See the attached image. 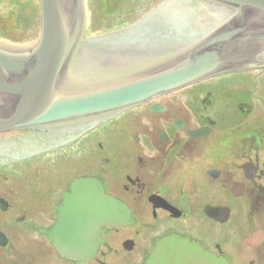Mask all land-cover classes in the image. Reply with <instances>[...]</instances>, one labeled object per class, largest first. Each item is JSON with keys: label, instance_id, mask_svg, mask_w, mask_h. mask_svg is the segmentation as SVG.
<instances>
[{"label": "flooded vegetation", "instance_id": "af4514ba", "mask_svg": "<svg viewBox=\"0 0 264 264\" xmlns=\"http://www.w3.org/2000/svg\"><path fill=\"white\" fill-rule=\"evenodd\" d=\"M35 2L0 0V31L17 33L0 42H36ZM78 179L122 205L85 261L62 256L53 231ZM168 237L264 264L263 64L110 116L0 133V264H145Z\"/></svg>", "mask_w": 264, "mask_h": 264}, {"label": "water", "instance_id": "95a60500", "mask_svg": "<svg viewBox=\"0 0 264 264\" xmlns=\"http://www.w3.org/2000/svg\"><path fill=\"white\" fill-rule=\"evenodd\" d=\"M85 24L84 0H39L36 42H0V133L110 116L231 70L264 66V0H165L128 27L90 37ZM71 190L53 231L62 256L85 261L101 226L118 225L122 205L83 179ZM145 264L229 263L168 237Z\"/></svg>", "mask_w": 264, "mask_h": 264}, {"label": "rangeland", "instance_id": "374dc122", "mask_svg": "<svg viewBox=\"0 0 264 264\" xmlns=\"http://www.w3.org/2000/svg\"><path fill=\"white\" fill-rule=\"evenodd\" d=\"M162 1L165 0H84L86 14L85 35L87 37L97 36L128 27L154 5ZM27 3L28 9H33L37 6L35 0H27ZM16 35L17 33L14 32L13 28H6L0 31V37L12 38ZM18 35L20 34L18 33ZM174 97V99L179 100L184 98L179 93L174 94Z\"/></svg>", "mask_w": 264, "mask_h": 264}]
</instances>
